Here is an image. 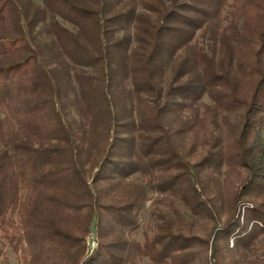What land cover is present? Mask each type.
<instances>
[{
  "label": "trees",
  "instance_id": "16d2710c",
  "mask_svg": "<svg viewBox=\"0 0 264 264\" xmlns=\"http://www.w3.org/2000/svg\"><path fill=\"white\" fill-rule=\"evenodd\" d=\"M24 243L264 264V0H0V254Z\"/></svg>",
  "mask_w": 264,
  "mask_h": 264
},
{
  "label": "rangeland",
  "instance_id": "374dc122",
  "mask_svg": "<svg viewBox=\"0 0 264 264\" xmlns=\"http://www.w3.org/2000/svg\"><path fill=\"white\" fill-rule=\"evenodd\" d=\"M151 195H154V197H155L157 194L150 193V196ZM151 203H152V200L147 202L146 210L144 212H142V214H141L143 224H146L147 222H149L151 220L150 212L153 209V205H151ZM167 203H168L167 201L162 202L160 204V206L163 208H165V207L168 208L169 205ZM143 229L144 228H141L135 234V236L141 240H143ZM95 242H96L95 247H97L98 243H97V241H95ZM27 259H28V255L26 252L25 243L21 244L18 248L14 247L12 244L8 245L5 249V251L3 252V254H0V264H28ZM138 264H158V263L154 262L149 257H144L141 261H139Z\"/></svg>",
  "mask_w": 264,
  "mask_h": 264
},
{
  "label": "built area",
  "instance_id": "2783aa9c",
  "mask_svg": "<svg viewBox=\"0 0 264 264\" xmlns=\"http://www.w3.org/2000/svg\"><path fill=\"white\" fill-rule=\"evenodd\" d=\"M94 235L93 234H90L88 237H87V241H88V244L90 246L91 249L95 248V240H94Z\"/></svg>",
  "mask_w": 264,
  "mask_h": 264
}]
</instances>
